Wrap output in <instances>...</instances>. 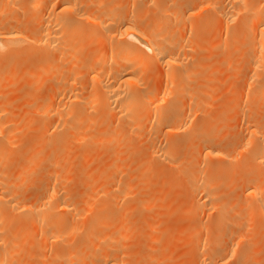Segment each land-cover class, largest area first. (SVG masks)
Masks as SVG:
<instances>
[{
  "label": "rangeland",
  "instance_id": "obj_1",
  "mask_svg": "<svg viewBox=\"0 0 264 264\" xmlns=\"http://www.w3.org/2000/svg\"><path fill=\"white\" fill-rule=\"evenodd\" d=\"M79 1L90 3V2H95L98 0H79ZM102 1L104 3L106 2L105 5L110 6V7L113 6V8H116L117 10H120L119 8L123 6L121 11L123 10L126 11V9H128V7L130 6L129 11H131L130 8L134 9V11L136 10L135 14L133 13L130 14L131 15L130 17L134 18L137 15L136 13H139L138 14L139 20L141 18L140 21H142L140 22V24L142 23L143 27H145V25L149 26V23L151 25L154 20L155 16L152 15V12H154L155 14V11H154L155 8L152 5L153 3L152 2L150 3V1L152 0H149V1L139 0L140 2H138V0L135 2L132 0H102ZM205 1L207 0H175L173 1L174 3L173 2L167 3L166 6L168 7V9L170 7L173 8L175 5H178V4L187 5L190 8L189 11L184 16V21L182 23L180 22L176 24L172 22L170 23L171 30L179 31V33L181 32L183 35V40L185 44L189 46L186 49L187 50L186 58L188 60L186 61L185 66L183 67V70H182L183 74L184 73L186 74L188 72V75L187 76L182 75V77H180V85L182 84V86H184V91L179 96V99L175 101L166 99L162 102H159L156 107L150 106L149 104H146V103L143 104L141 111H137V112L130 114V116L132 115V117L133 115L135 116L133 118L130 116L126 117L122 115L120 117V114L118 113V111L116 112V109L113 108L114 105L112 104H110V106L109 105L104 106L106 104H104L105 102L101 100V98H104V96L103 94H101L98 83H96L95 81L92 82L91 75L87 73V68L92 58L98 55V53L103 52L102 54H108L110 49L115 46V43L112 45L111 40H109V36H107L108 31H106V29L103 31L105 33L104 34L99 28H97L95 24H90L88 21H84L85 19H81V17H79L78 19L79 21L75 20V18L77 19L78 17L74 16L75 17L74 18L72 14L70 15L71 18H69L71 19L69 22L72 21L69 27L70 29L72 28L74 30H70L69 36H68L69 55L67 59L69 60L64 61L65 63L63 62L61 66L64 76L59 77V75H54V76L49 77L48 74L44 72V70L51 65H55L56 64L55 59L54 61H51V59L44 60V58L42 57L43 55L40 57L41 52H38L39 50L37 51V49L35 48L32 49L31 46L30 48L27 46L22 47L23 49L16 51L19 53L14 52V54L10 56H8L9 55L8 54L7 55L8 57L6 56H5L6 58L3 57L4 59L0 58V67H1L0 69L2 70V72L6 71L5 74H7L10 71L9 74L11 76L9 75L8 76L11 77V79L15 80L14 82H10L11 85L9 83L7 84L4 83L1 86L2 88L0 87L1 88L0 98L1 96L2 97L4 96L3 99H5V103H6V104L4 103L3 109L5 110V113L9 114V116L12 118L13 124L16 123L13 126L17 127V131L23 127L22 130H19L17 134H15L14 138L9 143L10 145L9 144L6 145L7 147L5 149V151H7L6 152L7 161L5 162L6 166L4 164V166H2L1 169H3V171L4 169L6 170L9 169L7 171L11 172L15 169H20L19 166H21L22 163H23L22 165L23 167L22 166L21 167L24 168V165L26 164L24 162L28 159L31 160V161L30 160L26 161L28 163L34 161L35 159L37 160L41 159L40 161L38 160L39 162L35 160L36 163H34V165L36 166L38 165L37 168L34 167L35 170L32 169L33 171H30V170L27 171L28 169H23L24 173L22 171V174H23L22 176L26 179V183L23 184V186H20L19 187L20 190L18 189L17 192L21 198H27V197L29 198V197L36 195L37 193H40V191L45 186L50 184L51 182L50 179L52 177L50 178L49 176L47 178V176L50 175L52 170H53L52 173H57V172L60 173V171H62L64 168V172L62 171L63 174L60 173L59 176H57L58 183L60 184L61 187L68 190L69 193L71 192L72 193L71 195L74 196V198H77L78 204L76 205H78L77 207L78 212L81 208H83L82 210H85L84 208L87 209L89 207L88 204L89 205L93 204L92 206L94 205L96 206L97 204L96 201H98V205L101 203L102 206L99 205V207L101 206L102 209H105L104 207L108 206V210L110 211L109 208H112L111 210L112 213H110L111 214L110 216H112L113 218H114V215L115 217L121 215L120 221H122V225L119 227H121L122 231L124 232L122 249L124 250V254H126L127 260L129 261L127 264H204V263H201L202 258H203V251L198 250L197 245L199 242L201 243L202 241H207V240H210L211 242L215 241L214 240L215 235H219V234L224 235L223 236L224 238L221 239L219 242L215 241L217 245L216 250L218 252L223 253L228 246L233 245L235 246V248L232 246L234 249V252H239L240 249L238 248H241L242 250L240 251H243V253L245 252L247 253L248 255L247 261L249 262L246 264H250V262L251 264H255V263L258 264L257 262L259 261L261 262V264L264 263V256H263L264 255L263 254L264 253L263 252L264 251L263 249L264 248V242H263L264 241V231L263 233L261 232L262 230H264L262 229L263 226H261V224L264 222L263 215L261 216L259 213L256 212V209L253 207L254 201L251 200L240 188L241 179L244 177H248V175H250L249 177H251L252 179L254 178V181H257L258 177L259 179H264L263 178L264 177V167L258 166L255 163L253 164L252 162L247 163V161L250 160L249 159L250 154L248 153L249 148L247 147L246 149L245 147L246 150L243 148L244 150L242 149V151H240L241 150L240 149L237 152V154L235 153L236 155L234 159H232L235 162L230 161V160L225 161V160H220V159H219V162H218V159L211 160L213 163L217 161L213 166L217 165L218 167H222L224 169L230 166L229 169L226 168L225 170L221 171L218 175L216 174L214 176L213 178L214 183H215L214 186L216 187V189L215 187L214 189H212V197L215 199L214 201L216 202V204L225 203L224 204L226 205L224 206L225 210H228L227 208L230 207L228 210V212L230 213H226V214L230 215L231 213H233L232 216L228 215V218L230 220L237 217V219L240 221L239 223L241 224L238 227L233 226L231 222L229 221H228V224L227 222H224L221 225H218L216 222L214 224V221H217V218L215 217L217 216V214L210 206H207L206 209L202 208L201 205L197 206L196 208L197 204H195V202L196 200L200 199L201 196H198L199 194H197V196L196 194L195 196L193 195L194 193L192 192L191 185L187 181V175H189L187 174L188 172L190 173L192 171L190 174L192 173L202 174L203 173L202 171H204V168L207 166L206 165L207 163L204 164L205 161L203 162L202 159H200L198 156L195 155L202 146L209 143V144H212L213 147L216 145L215 146L216 148L214 147L215 149H223V148H231L233 146H236L237 144H241L242 142L241 140H243V138L245 137L244 120L250 116L253 119L258 120L260 122H263L264 120V107H263L264 99L254 96V93H255L254 91L256 88L253 89V87L256 86L255 84H257V82L254 84L253 81L247 80L248 69L246 68H248V63H247L248 57L246 54L243 53L245 50V44L239 45L238 50L237 48H235L234 51L229 52L230 53L229 55H225L227 54V51H228L227 45L230 43L229 44L230 48L232 46L231 38H227L228 36L227 28L230 29L234 26H236L237 28L238 27L236 23L237 21L229 23V25L226 26L225 23L222 22L218 16H216V13L214 12L213 9H209L205 6L204 4ZM211 1L215 2V6L218 9L223 8L224 2H225V0H211ZM117 5L121 7H117ZM89 9L90 8L85 9L87 10V13H89ZM42 11H43V8L41 7V9L38 10V13L41 14ZM8 13H10L9 14L10 16L8 14H5L3 15L2 18L17 19L23 24H26L28 27L30 26L31 28L33 27L34 24L30 22L31 20L29 19L30 16L28 14H25L27 15V18H25L26 16L21 13L20 14L17 13L19 16L16 13H12V12H8ZM24 18L27 19L29 23L27 21H24L25 20ZM215 23H218V24H215ZM75 29H78L79 31L78 30L75 31ZM105 35L107 37H105ZM102 41H104L105 43ZM99 42H101L102 44ZM106 45H107V49H106ZM97 47L98 48L101 47V48L98 50ZM221 47H222V50H221ZM78 48L80 49L82 48L83 51L79 50ZM93 49H95V51ZM78 50L83 52V55H81L82 53L79 55ZM239 50L241 52H239ZM223 51L225 52V54H223L224 53ZM90 52L92 55L90 54ZM144 53H147L148 56L152 55V52L150 51V49L147 50V48L144 50ZM240 55L242 56V58H239ZM227 56L230 58V60ZM244 57H246V60H244L245 59ZM241 61L243 62V64ZM82 64H83V67H82ZM44 66L46 68L42 69ZM71 66L72 68H70ZM7 67L9 69H7ZM160 70L161 69L159 65L154 64V65L149 66L148 70L144 72L145 75L143 74V76L140 77V81L143 80L144 82H139L142 84V86H140L139 89L137 90L138 94L140 95L146 94L148 92L147 90H149L148 87L151 83H154L152 84V86H155V87L158 86L159 90L161 91L162 90L164 91L166 87H171V89H174L173 88L174 86H171L172 84L167 83L163 78L160 77L159 75ZM68 71L69 72L71 71V72L67 73ZM61 77L67 78L72 84L71 85L70 83H68V85L70 84L69 86L64 85V88L61 89V92L63 93L64 89H67L65 90L64 93H66V96H67L69 95V92H70L69 96L71 97V100H72V96L74 95L75 91H76L75 94L76 95L78 94L77 96H79L78 99L74 100V104L72 106H71L72 102L70 103L68 102L67 105H69V107L66 106L67 109L74 110L73 111L74 113L78 112V114H81L80 117L82 116L83 113H85V115L83 114V117L81 119L83 120L84 118L85 125H87L86 123L87 121L89 122L88 123L90 127L89 129L91 130L89 129H86V131L82 130V133H81V130H78V131L75 130V134L73 131L72 133L71 132L67 133L65 132L63 128L61 130L58 127L59 124L56 123L57 122L56 119L45 118L46 120L43 121L42 117L38 113H35L34 116L32 115L34 112H36V109L38 107L37 105L40 99L44 98L46 93H50L48 90H50V88H52L53 86H56L55 85L56 82L59 83V80L61 79ZM48 78L50 79V81ZM24 79L26 80V82H24L25 81ZM40 79L42 81L38 82V80ZM72 79L75 85L74 83H72L73 82ZM19 81H22V82L19 83ZM43 82L48 83V84H44ZM27 83L29 85H27ZM36 83H41V84L43 83L44 86L42 85V87L36 88ZM259 83L257 84L258 86H259ZM252 84L254 86H252ZM244 87L246 89H244ZM98 90L100 93L98 92ZM251 93H253L252 94L253 96L251 95ZM238 95H239V98H238ZM52 96L54 95L52 94ZM94 97L96 99H94ZM98 98L100 99V101H98ZM87 99L89 102L87 101ZM249 99L252 100L251 103H249L250 101ZM53 101L54 103L57 102V96L53 98ZM86 101L88 102V104ZM253 101H255L254 102L255 104L253 103ZM176 105L178 106L176 107ZM107 107H108V111L110 107L112 111L108 112L106 109ZM178 107H181L182 109ZM79 108L80 110H77ZM81 108L84 110L82 111ZM154 108L155 109L158 108L157 110H159L164 115V117H167L168 115H170L173 112L174 108H178V110L181 109L182 112L181 110L179 111L181 112V114L184 115L181 121V124L186 128H184L183 131H181L177 136L176 135L173 136L175 139V140L173 139L175 143L174 163L167 162L166 164L165 161L160 162V160H159L160 163L157 162L156 161L157 159L155 160L153 159L151 155H149L150 147L152 144L151 140L147 138L146 136H143L142 134H140L141 136H139V134L137 133L138 131L137 132L134 131L135 133L130 132L129 128L131 127L136 128L139 123L143 126H148V125L150 126V124H147V123H151L148 117H150V115L152 116L153 110H155ZM74 113L71 115L69 120L75 119L74 116H76L77 113L75 114ZM36 114L39 115L40 118H38ZM29 115L32 117H30ZM28 117L31 119L30 121ZM128 119H131V120L133 119L132 120L133 122L130 120V123H129ZM96 122L99 124V128L98 126L96 127L97 125ZM144 123L147 125H145ZM160 123H163V125L165 124L163 121H160L158 123L152 122L153 125L151 124V126L152 127L156 126L157 128L160 126L159 125ZM94 124L95 126H93ZM110 124H112V126ZM100 125H102L103 127H101ZM104 125L106 128L104 127ZM39 126L42 128L38 129ZM93 127H94V132L92 131ZM192 128L194 130L196 129L195 132L192 130ZM105 129H107V131L109 132H107ZM118 129H122V131L125 130L123 131L125 132V135H126V137H124V142L123 143L121 142V144L117 142L116 140H112L108 142L107 138L113 135ZM44 130H46L47 132ZM39 132L42 134H40ZM98 132L100 133V135ZM46 133L47 135H45ZM66 133L68 134L67 136H66ZM95 133H97V135ZM80 135H82L83 139L84 138L87 139L86 142L82 140L83 144L82 142L79 141V139H77V137ZM55 136H57L56 137L57 139H55ZM65 138L67 139V141ZM126 138L129 139L128 142ZM206 138L208 139L206 140ZM69 139H71L70 142H69ZM38 140L39 141L42 140V141L39 142ZM55 140H57L58 142L62 140L65 147L63 145L62 146L59 145L63 143H58ZM217 140L218 142H216ZM51 141L53 142V145ZM76 141H79L80 144L79 142H76ZM185 141H189V143L188 142L186 143ZM226 141L227 143H225ZM42 143L44 144L43 148H44L45 154L42 151L43 150V148L41 147L43 145ZM40 144L42 145L39 146L37 149V146ZM56 144H58L59 146ZM120 145L124 148L123 149L122 147L119 148ZM221 145L223 146L221 147ZM66 146H69V147H66ZM116 146H118V150ZM53 147L55 148L62 147L61 154L62 153L65 154L63 155L64 158H61L65 160H63V162H59L61 160L60 159L58 161L60 165L58 163L56 164V166L58 167H55L51 164V162L54 160L55 155L60 154L59 150L57 148L54 149ZM126 147L127 149H125ZM53 150L57 151L58 153L54 152ZM64 150H67V151H64ZM117 151H120L118 157L116 156ZM192 152L193 153L195 152V154H193ZM239 152L242 155H240ZM8 154L10 158H8ZM60 156L62 157V155ZM43 157L45 158L46 161L43 160ZM195 157L197 158L195 159ZM87 158L89 160H87ZM236 158L239 161L238 160L236 161ZM240 159H242V162L240 161ZM245 160H246V163L248 164L247 165L248 167L243 168L242 165L244 164ZM64 161H66V163L69 162L68 163L69 167ZM45 162L48 164H46ZM49 163L52 166H50ZM226 164H228V166ZM240 164L242 166L241 167V169L243 170L242 172H240V169H238V166H236ZM250 164L253 166L251 167ZM100 165L101 167H98ZM102 165H103V168H102ZM190 165H192V168L189 167ZM178 166H180V168H177ZM181 166L186 168V170L182 168ZM16 167H19V168H16ZM123 167L124 168L126 167V168L123 169ZM192 169H194V171ZM197 169L198 171H196ZM234 169H236L237 172ZM54 170H56V172H54ZM65 170H69V173H67V171ZM115 170H117L118 172ZM226 170H228L229 172ZM254 171L256 172L255 175L257 176V178H255L256 176L252 174ZM98 172L99 173L104 172V173H102L101 175L100 174L98 175L97 174ZM108 172L112 174H109ZM205 172H206V169L204 173L202 174V176H205ZM261 175H263V177ZM10 179H12V177ZM86 179L88 180L86 181ZM129 179L131 180L129 181L128 187H126L127 189L126 190L122 186L123 185L125 186L126 182ZM237 179L239 180L238 182H237ZM111 180L120 182L118 184L119 186L116 187V189L110 186ZM229 180L231 184H229L230 183ZM40 181L42 183H40ZM66 184H68V186H66ZM90 184L92 186H90ZM99 185H101V187H99ZM98 187L100 189H98V192H96L97 191L96 188ZM122 188L125 190V191L124 190L122 191L124 192L127 191L125 195H122L120 193ZM104 189L106 193L108 192L107 194L106 193L98 194L101 190H104ZM189 193L192 194L190 195L194 198V200H192L193 198L190 197ZM91 194L92 196L94 195L93 198L91 197ZM220 194H221V198L218 197L220 196ZM124 196L125 198H122ZM232 196H234V198H232ZM236 196H238V198ZM117 197L120 199L118 200ZM150 197L155 200L151 201ZM187 197H188V200H187ZM97 198H100V203H99V199ZM110 198H112L113 202L110 200ZM226 198L229 200H227ZM79 201L81 203L82 202H85V203L80 204ZM93 201L94 203H92ZM236 201L237 203H235ZM118 202L120 204H118ZM233 203H235L234 206H232ZM192 204L194 208L190 207ZM248 204H250L251 206L249 207L250 211H248L249 210ZM127 205L129 206L128 208L129 210L126 208ZM131 205H133V207ZM115 206H118V207L114 208ZM122 206L123 208L126 206L125 208L127 209V211L126 209L121 208ZM240 206L241 208H239ZM245 207L246 209L244 210ZM188 208H190L193 213H194L193 209L195 210L196 212L195 216L187 213L186 210ZM234 208L236 209L239 208V209L236 210ZM190 209H188V212H190L189 211ZM122 211H124V213L126 214L123 215ZM184 211L186 212L184 213ZM198 211H199V215H198ZM246 211L248 212V214ZM82 213L83 211L80 214ZM187 215L189 216L192 215L193 217L192 216H191L192 218L189 216L187 217ZM200 215L202 216V218ZM12 216L14 215H11L10 218ZM86 217L88 216L83 215V216H78V218L76 217V219H78L77 220L78 223H80L79 225H80L81 230L80 229L79 230L82 236L84 232H86L85 231L86 226H88V224L92 222L91 219H89L90 217L88 218ZM11 219H13V217ZM17 219L18 217L16 218L15 216L14 221ZM79 219L81 222L79 221ZM261 219H262V223H261ZM242 220H244V222ZM201 221L204 223L202 224ZM19 222H20V217H19ZM24 222L22 221V223L20 222L21 224L19 223V225H21V227H19L21 231L23 228L22 224H24ZM259 227H260V232L258 231ZM199 228L201 231H199ZM234 228L237 230H235ZM194 229L195 230L197 229V231L194 232ZM235 231H236V235L241 234V233L243 235L242 242L237 243V245L235 244L236 242L233 243V241H235L234 240ZM78 233L79 232H77V234ZM80 234H78L77 236H73L72 238L74 239L70 238L69 240H67V244L71 243L69 244L71 246L68 245L69 248L74 246V244L75 246L78 244V242L82 238ZM35 237H36V240L38 239V241L42 242L41 239L43 237L41 235H40V240H39V236L36 235ZM73 240H75V242ZM35 241L32 240L31 243L23 244V246H26L27 250H25V247L23 246H22V249L20 248L21 249L20 251H24L23 252L24 257L21 256V258L19 259L20 264H32L33 263L32 260L34 258L32 257H31L32 259L29 258L30 256L27 254L29 252L32 254L36 252L40 242L37 243L36 241L35 243ZM222 241L225 244L222 243ZM160 245L162 248L159 247ZM257 245L259 248H257ZM29 247L31 248L30 249L31 251L29 250ZM53 247H54L53 244L49 243V244L42 245L40 247L41 249L39 248L41 250V253L42 254L44 253L45 257H47L45 259H48V257L50 258V255H52L50 253ZM33 248L35 249L33 250ZM249 250L251 252H248ZM25 251H27L28 253L26 254ZM252 252H255V253L257 252V253L254 255L252 254ZM24 253L28 256L29 260L31 259L30 262H28L29 260L25 259ZM115 253L116 252L114 251L113 252L109 251L107 255L112 256ZM249 253H251L250 257H249ZM166 256H168L167 260L168 258L170 260L168 261V263H167V260L164 261V257L166 258ZM139 258L140 260H138ZM15 260H14L15 263L13 262V264L19 263L17 259ZM24 260H27V261H24ZM34 263H38V262L36 261ZM220 264H232V263H231V260H225L221 262Z\"/></svg>",
  "mask_w": 264,
  "mask_h": 264
},
{
  "label": "bare ground",
  "instance_id": "obj_2",
  "mask_svg": "<svg viewBox=\"0 0 264 264\" xmlns=\"http://www.w3.org/2000/svg\"><path fill=\"white\" fill-rule=\"evenodd\" d=\"M132 1L135 2L137 0H132ZM173 1H175V0H152V1H150V3L151 2L153 3L152 5L155 8V10H154L155 14H154V12H152V15L155 17H154L153 22L151 21L152 22L151 25H150V23H149V26L144 24L145 27H143L142 23L140 24V22H142V21H140L141 18L139 20V16H138L139 13H136L137 15L134 18L130 17L131 16L130 14H132V13L135 14V11H136V10L134 11V9H132V8H130L131 11H129L130 6L128 7V9H126V11H124V10L121 11L123 6L121 7V6L117 5V7H121V8H119L120 10H117L116 8H113V6L110 7V6L105 5L106 2L104 3L102 0H98V1L90 2V3L79 1V0H0V58H3V57L6 58V57L14 54V52L23 49L22 47L27 46L30 48V46H31L32 49L35 48V49H37V51L39 50L38 52H41L40 57L43 55L42 57L44 58V60L45 59L46 60L51 59V61H54V59H55V62H56L55 65H51L47 68L44 66L42 68V69L46 68L44 70V72H46L49 77L54 76V75H59V77L64 76L61 66H62V63L64 61L69 60V59H67L68 55H69V50H68L69 39H68V36H69V31L74 30L72 28L70 29V27H69L71 25L70 23L72 22V21L69 22L71 20L69 18H71V16H70L71 14L73 15V17L74 16L78 17L77 19L74 17L75 20H78L79 17H81V19H85L84 21H88L90 24H95L97 26V28H99L102 31V33H104L103 31L106 29V31H108L107 36H109V40H111L112 45L115 43V46L110 49L108 54H102L103 52L98 53V55H96L92 58L91 62L89 61L90 64L88 65L87 73L89 75H91L92 82L95 81L96 83H98L101 94H103V96H104V98H101V100H103V102H105L104 104H106L104 106H108V105L110 106V104H112V105H114L113 108L116 109V112L118 111V113L120 114V117H121V115L128 117V116H130V114H132L134 112L141 111L142 105L145 103L149 104L150 106L156 107L159 102H162L166 99L167 100L168 99L174 100V101L178 100L179 96L184 91V86H182V84L180 85V77H182V75L183 76L188 75V72L186 74L185 73L183 74L182 70H183V67L185 66L186 61L188 60L186 58V54H187L186 49L189 46L187 44H185V42L183 40V35L181 32L179 33V31H174V30L172 31L171 30V28H170L171 24L170 23L171 22L175 23V24L179 23V22L182 23L184 21V16L186 15V13L189 11L190 8L187 5L178 4V5H175L173 8L170 7L168 9V7L166 6L167 3L173 2ZM138 2H140V1L138 0ZM204 4L207 8L213 9L214 12L216 13V16H218L220 18V20L225 23L226 26H228L229 23L237 21L236 22L237 26H238L237 28H236V26H234L230 29L226 27L227 28V34H228L227 38H231V40H232L231 45L232 46L230 48V46H229L230 43L229 44L227 43L228 44L227 45V48H228L227 54H225L224 51H223L224 52L223 54L229 55L230 54L229 52L234 51L235 48H237V50H238L239 45L245 44V50L243 53L246 54L248 57V62L246 61L248 63V68H246V69H248V77L246 76L247 80L253 81L254 84L256 82H257V84L260 82L259 86L257 84H255L256 86H254L252 84V86H254L253 89L256 88L254 91L255 92L254 96H257L258 98L260 97L261 99L262 98L264 99V0H225L224 6L221 9L216 8L215 2L211 1V0L205 1ZM147 5H148V3H147ZM126 6H128V5H126ZM41 7L43 8V11L41 14H39L38 10L41 9ZM86 8H90L89 13H87V10H85ZM8 12H12V13H16V14L21 13L24 15L28 14L30 16V17L28 16L29 19L31 20L30 22H32V24H34L33 27L32 28H31V26L28 27L26 24H23L22 22L18 21L17 19L2 18L3 15H5V14L9 15L10 13H8ZM12 13H11V15H12ZM144 13H146V12H144ZM25 16H26L25 18H27V15H25ZM15 18H17V17H15ZM24 21H27L29 23V21L27 19H25ZM215 24H218V23H215ZM76 30H78V29H75V31ZM75 31H74V33H75ZM107 36L105 35V37H107ZM221 40H220V42H221ZM104 41H102V42H104ZM227 41H228V39H227ZM99 43H101V42H99ZM99 43H97V44H99ZM97 46H99V45H97ZM214 46H215V44H214ZM100 48H98V50ZM142 48L143 49L147 48V50L150 49V51L152 52V55L148 56L147 53H144L145 49L143 50ZM78 49L83 51L82 48L81 49L78 48ZM95 49H93V50L95 51ZM106 49H107V45H106ZM221 50H222V47H221ZM239 52H241V51L239 50ZM16 53H19V52H16ZM78 54L83 55V52L79 51ZM90 54H91V52H90ZM9 58H11V57H9ZM43 58H41V59H43ZM239 58H242V56L240 55ZM244 58H245L244 60H246V57H244ZM229 60H230V58H229ZM41 61H43V60H41ZM77 62H79V61H77ZM154 64L160 66V69H161L159 71L160 77L163 78L167 83L172 84L171 86H174L173 87L174 89H171V87H166L165 89L163 88L164 91L162 90L163 91L162 92L161 90H159L158 86L157 87L152 86V84H154V83H151L150 85L148 84L149 85V87H148L149 90H147L148 92L144 95H140V94H138L137 90L139 89L140 86H142V84L139 82H144L143 80L140 81V77H142L143 74L145 75L144 72L146 70H148L149 66L154 65ZM242 64H243V62H242ZM239 65H240V63H239ZM72 66L70 68H72ZM82 67H83V64H82ZM77 68H79V67H77ZM7 69H9V68L7 67ZM5 72L4 71L2 72V70L0 69V87L4 83L10 84V82L15 81V80L11 79V77H9V76H11L9 74L10 71L7 74H5ZM70 72L68 71L67 73H70ZM242 76H243V74H242ZM68 78H69V76H68ZM46 79H47V77H46ZM74 79H76V78H74ZM22 81H19V83H21ZM39 81H42V80L40 79V80H38V82ZM49 81H50V79H49ZM72 81H73V79H72ZM24 82H26V80ZM43 83L48 84L45 82H43ZM43 83L42 84L36 83V88L42 87ZM68 83H70V81L67 78L61 77V79L59 80V83L56 82V84H55L56 86H53V87L51 86L52 88H50V90H52V91L48 90L50 93H46L45 97L40 99V101L37 105L38 107L36 109V112H34V113L32 112L33 114L32 113L31 114L34 116L35 113H38L42 117L43 121L46 120L45 118L56 119V121H57L56 123L59 124L58 127L61 130L63 128L65 130V132H67V133H70V132L72 133V131H73L75 134V130L76 131L81 130V133H82V130L86 131V129L90 128L89 124H88L89 122L87 121L86 122L87 125H85L84 124V118H83V120L81 119L83 117V114L85 115V113H83L82 116L80 117L81 114H78V112H75L77 114H76V116H74L75 117L74 120L73 119L69 120L71 115L74 113L73 112L74 110L67 109V107H69V105H67V104H68V102L69 103L72 102V104H71V106H72L74 104V100L78 99L79 96H77L78 94L77 95L75 94L76 91L74 90L75 92H74V95L72 96V100H71V97L69 96L70 92H69V95H67V96H66V93H64L65 90H67V89H64L63 93L61 92V89L64 88V85L69 86L71 84L70 83L68 85ZM72 83H74V81ZM27 85H29V84L27 83ZM74 85H75V83H74ZM257 86H258V88H257ZM1 88H0V90H1ZM244 89H246V88L244 87ZM45 91H47V90H45ZM98 92H99V90H98ZM251 92H252V90H251ZM52 94L54 96H52ZM252 94L253 93H251V95ZM55 96H57V102L56 103H54V101H53V98ZM3 97L1 96V98H0V264H13L15 259H17L19 262V259L21 258V256L24 257L23 256L24 251H20L22 249L23 244L31 243L32 240L35 241L36 235L39 236V240H40V235L43 237V238L41 237L42 242L38 241V239L36 240L37 243H39V242L41 243V244L39 243L40 246L38 245L36 252H34L33 254L29 252L30 253L29 254L27 251H25V253L26 254L28 253L27 255L30 256L29 258L32 257L35 259V260L33 259L34 261L32 260V262H33L32 264H127L129 261L127 260L126 254H124V250L122 249L124 232L122 231L121 227H119L122 225V221H120L121 215L118 214L119 216H117V217H115V215H114V218L112 216H110L111 215L110 213H112V211H111L112 208H109L111 212L108 210V206L104 207L105 209H102V207H101L102 205L100 203V198H97V199H99V203H100L99 205H101L100 207L98 205V201H96V203H97V204L95 203L96 206L95 205L92 206L93 204L92 205L88 204L89 207L87 209L84 208L85 210H82L83 208H81L80 210H82L83 213L80 214L82 211L79 210L80 213L78 212V209H77L78 205H76V204H78L77 198H74V196L71 195L72 194L71 192L69 193L68 190L61 187L60 184L58 183V179H57L58 177L57 176H59L60 173L63 174L64 168L62 170L63 172L59 170L60 173H58V172L52 173L53 172V170H52L50 175L47 176V178L49 176H50V178L52 177L50 179L51 180L50 184L45 186L40 191V193H37L36 195L29 197V198L28 197L27 198H21L18 195L17 190L19 189L20 186H23V184L26 183V179L22 176L23 175L22 174L23 169H28L27 171L35 170V168H37L38 165L36 166V165H34V163H36V161H38L39 159L38 160L35 159L36 161L34 160L32 162H29V163L26 161H29L30 159H28L26 161L24 160L25 161L24 163H26L24 165V168H22L23 167L22 166L23 163H22V165H21L22 167L19 166L20 169L14 168L15 170H13L11 172L7 171L9 169H7V170L4 169V171H3V169H1L2 166H4L5 162L7 161V158H6L7 157L6 156L7 151H5V149L7 148L6 145H8L10 143V141L14 138L15 134H17V132L19 130H22V128H23L22 127L17 131V127L13 126L16 123L13 124L12 118L9 116V114H6L5 110L3 109V107H4L3 105L5 103V99H3ZM238 98H239V95H238ZM88 99H90V98H88ZM88 99H87V101H88ZM94 99H96V98L94 97ZM37 100H38V98H37ZM98 101H100L99 98H98ZM88 102H87V104H88ZM251 102H252V100L249 101V103H251ZM254 102L255 101H253V103ZM249 103H248V105H249ZM177 106L178 105H176V107ZM250 106H251V104H250ZM86 107H87V105H86ZM111 107L109 108L110 112L112 111ZM185 107H183V108H185ZM263 107H264V105H263ZM178 108H181V107H178ZM178 108H174L173 112L170 115H168L167 117H164V115L159 110H157L158 108H156V109L154 108L155 110H153L152 116L150 115V117H148V119H149V121H151V123H147V124H150V126L149 125L143 126L139 123L138 125L136 124L137 125V127L135 126L136 128H133V127L129 128L130 132H134V131L137 132L138 131L137 133L139 134V136H141L140 134H142L143 136H146L147 138H149L151 140L152 144L150 147V152H149L150 154L149 153L148 154L151 155L153 157V159H155V160L157 159L156 160L157 162H159V160H160V162L165 161L166 164H167V162L168 163H174L175 143L173 141V139H174L173 136H175V135L177 136L181 131H183L184 128H186L181 124V121L184 117V115L181 114L182 108L179 109V110H181V112L178 110ZM106 109L108 111V107ZM77 110H80V108ZM81 110L83 111L84 109L81 108ZM113 111H115V110H113ZM39 115H37L38 118H40ZM27 116H28V114H27ZM30 117H32V116H30ZM130 117H132V115ZM133 117H135V116L133 115ZM28 119H29V121L31 120L29 117H28ZM240 119H242V118H240ZM130 120L131 119H128L129 123H130ZM160 121H163L165 124L163 125V123H160L159 124L160 126L157 128H156V126H154L155 128L151 126L152 122L158 123ZM47 122H49V121H47ZM92 122H94V121H92ZM138 122H140V121H138ZM241 123H242V121H241ZM147 124H145V125H147ZM110 125L112 126V124H110ZM93 126H95V124ZM97 126L99 128L98 123H97L96 127ZM100 126L103 127L102 125H100ZM244 126H245V137L243 138V140H241L242 141L241 144H237L236 146H233L231 148L215 149L216 145L214 146L215 147L214 148L212 146V144L207 143L200 148V150L197 152L198 155H197V153L195 154V152L194 153L192 152L193 154L198 156L200 159H202L203 162L205 161L204 164L207 163L206 164L207 166L204 168V171L206 169V172H205V176H202L204 171H202L203 172L202 174H200V173L190 174L192 171L190 173L188 172L187 174H189V175H187V181L191 185L192 192L194 193L193 195L195 196V194H196V196H197V194H199L198 196H201V198L196 200V202H195V204H197L196 208H197V206H200V205L202 208H205V209L207 208V206H210L216 212L217 216H215V217L217 218V221H214V224H215V222L218 225H221L224 222H227V224H228V221H229L235 227L236 226L238 227L239 225H241L239 223L240 221L237 219V217L233 218L235 215L232 217L233 218L232 220H230L228 218L229 214L227 215L226 213H230V212H228L230 207L227 208L228 210H225V207H224V206H226V205H224L225 203L224 204L223 203H220V204L217 203L216 204V202L214 201L215 199L212 197V189H214V187H215L214 186L215 183H214V179H213L214 176L216 174L218 175L221 171L225 170L226 168L229 169L230 166L226 167L225 169L222 167H218L217 165L213 166L217 161L215 163H213L211 160H213V159L217 160L218 159V162H219V159L225 160V161L226 160L233 161L232 159H234L235 155L237 154V152L240 149H241L240 151H242L243 148L245 149V147H246V149H247V147H248L249 148L248 153L250 154L249 155L250 160H248L247 163L252 162L253 164L255 163L258 166L264 167V120H263V122H260L258 120L253 119L250 116L244 120ZM104 127H105V125H104ZM204 127H206V126H204ZM208 127H210V126H208ZM40 128H42V127L39 126L38 129H40ZM113 128H114V126H113ZM117 128H118V126H117ZM52 129H54V128H52ZM47 130H49V129H47ZM89 130H91V129H89ZM105 130L107 131V129H105ZM192 130L195 132L196 129L194 130L192 128ZM38 131H36V132H38ZM44 131H46V130H44ZM92 131L94 132V127H93ZM123 131H125V130H123ZM123 131H122V129H118L115 133L113 132L114 134L111 135L110 137H108L107 141L109 142L112 140H116L120 144H121V142L123 143L124 137H126L125 132H123ZM101 132H103V131H101ZM107 132H109V131H107ZM188 132H190V131H188ZM67 133H66V136L68 135ZM40 134H42V133H40ZM95 134L97 135V133H95ZM241 134H243V133H241ZM45 135H47V133ZM55 135H56V133H55ZM99 135H100V133H99ZM108 135H110V134H108ZM56 137L57 136H55V139H57ZM179 138H181V137H179ZM188 138H189V136H188ZM77 139H79L80 142H82V140H84L85 142L87 141L86 138L83 139L82 135L78 136ZM207 139L208 138H206V140ZM70 140L71 139H69V142H70ZM126 140L128 142L129 139L126 138ZM41 141H39V142H41ZM55 141H57V140H55ZM66 141H67V139H66ZM79 141H76V142H79ZM181 141H182V139H181ZM80 142H79V144H80ZM185 142L189 143V141H185ZM216 142H218V140ZM51 143L53 145L52 141H51ZM58 143H63V142L61 140ZM225 143H227V141ZM235 143H237V142H235ZM42 144L38 145L37 149ZM82 144H83V142H82ZM179 144H181V143H179ZM56 145H58V144H56ZM59 145L64 146V143L59 144ZM66 145H67V143H66ZM238 145H240V146H238ZM43 146H44V144L41 147L43 148ZM222 146L223 145H221V147ZM66 147H69V146H66ZM116 147L118 150V146H116ZM120 147H122V146L120 145L119 148ZM131 147H132V145H131ZM131 147H129V148H131ZM53 148L54 149L57 148L59 150L60 154L55 155L54 160L51 162V164L55 167H58V166H56V164L58 163L60 165L59 162H63V160H65V159H61V158H64L63 155H65V154H63V153L61 154L62 147H56V148L53 147ZM123 148L124 147H122V149ZM63 149H65V148H63ZM125 149H127V147ZM67 150H64V151H67ZM42 151L44 152V148ZM53 151L57 152L55 150H53ZM119 153H120V151L116 152L117 157L119 156ZM44 154H45V152H44ZM239 154H240V152H239ZM30 155H31V153H30ZM60 155H62V157ZM240 155H242V154H240ZM8 158H10L9 154H8ZM88 158H87V160H89ZM196 158L197 157H195V159ZM43 160H45L44 157H43ZM237 160L238 159L236 158V161ZM240 161L242 162V159H240ZM64 162L66 163V161H64ZM233 162H235V161H233ZM68 163H66V164L69 167ZM159 163H158V165H159ZM247 163L245 160L244 161L245 165L244 164L242 165L243 168L248 167ZM46 164H48V163H46ZM241 164L236 165V166H238V169H240V172L243 171L241 169V167H242ZM49 165H50V163H49ZM52 165H50V166H52ZM198 165H200V164H198ZM226 165L228 166V164H226ZM5 166H6V164H5ZM63 166H64V164H63ZM250 166L252 167L253 165L250 164ZM19 167H16V168H19ZM55 167H53V168H55ZM98 167H101V165ZM189 167L192 168V165H190ZM193 167H195V166H193ZM102 168H103V165H102ZM104 168H106V167H104ZM125 168L123 167V169H125ZM158 168H159V166H158ZM177 168H180V166H178ZM182 168H184V167H182ZM199 168H200V166H199ZM184 169L186 170V168H184ZM117 170H118V168H117ZM117 170H115V171H117ZM192 170L194 171V169H192ZM234 170L236 171V169H234ZM65 171H67V173H69V170H65ZM196 171H198V169ZM226 171H228V170H226ZM231 171H232V169H231ZM235 171H233V172H235ZM261 171H263V170H261ZM54 172H56V170H54ZM112 172H114V171H112ZM254 172L252 173L253 175L256 174V172L255 173ZM23 173H24V171H23ZM25 173H27V172H25ZM102 173H104V172H101V173L98 172L97 174L101 175ZM243 173H245V172H243ZM250 173H251V171H250ZM70 174H69V176H70ZM109 174H112V173H109ZM240 175H241V173H240ZM63 176H65V175H63ZM249 176L250 175H248V177H244L241 179L240 188L251 200L254 201L253 207L256 209L257 213H259L261 216L263 215V221H264V179H259V177H258L257 181H254V178L252 179ZM261 176L263 177V175H261ZM11 177H12V179H10ZM43 177H44V175H43ZM109 177H110V175H109ZM255 178H257V176ZM98 179H100V178H98ZM103 179H101V180H103ZM131 179H129L126 182L125 186L123 185L122 187L126 189V187H128V185H129V181ZM134 179H136V178H134ZM238 179H239V177H238ZM238 179H237V182L239 181ZM59 180H61V179H59ZM62 180H64V179H62ZM87 180L88 179H86V181ZM41 181H40V183H42ZM45 182H46V180H45ZM229 182H230V180H229ZM109 183H110V181H109ZM119 183H120L119 181L117 182V181L111 180L110 186L112 188L116 189V187L119 186L118 185ZM64 184H65V182H64ZM229 184H231V182ZM102 185H104V184H102ZM66 186H68V184H66ZM87 186H89V185H87ZM90 186H92V185L90 184ZM107 186H108V184H107ZM221 186H223V185H221ZM99 187H101V185H99ZM99 187L96 188L97 189L96 192H98V189H100ZM227 187H229V186H227ZM123 188L121 189L120 193L122 195H125V193L127 191L124 192L125 190ZM215 189H216V187H215ZM21 190H22V188H21ZM122 190H124V191H122ZM111 191H113V190H111ZM88 192H89V190H88ZM91 192H93V191H91ZM109 192H110V190H109ZM100 193L105 194L106 193L105 189L101 190L98 194H100ZM235 193H236V191H235ZM92 194H91V197L93 198L94 195L92 196ZM121 194H120V196H121ZM190 194L191 193H189V195ZM191 195H190V197H192ZM188 197H187V200H188ZM218 197L221 198V194ZM236 197L238 198V196H236ZM122 198H125V196ZM232 198H234V196H232ZM89 199H90V197H89ZM119 199L120 198H118V200ZM110 200L112 201V198H110ZM152 200H155V199L151 198V201ZM192 200H194V198ZM227 200H229V199H227ZM119 202H118V204H120ZM239 202H241V201H239ZM79 203L83 204L85 202L81 203L79 201ZM92 203H94V201ZM235 203H237V201ZM235 203H233L232 206H234ZM248 205H249L248 208L251 207L250 204H248ZM118 206H115L114 208H116ZM131 206L133 207V205H131ZM246 206H247V204H246ZM125 207L123 208V206H122L121 208H123V209L129 208L128 205L126 208ZM190 207H193V204ZM239 208H241V206ZM239 208H237V209H239ZM127 209H126V211H127ZM188 209H190V208H188ZM188 209L186 210L187 213L195 216V213H196L195 210L193 209V211H194V213H193L191 211V209L189 210L190 212H188ZM205 209H203V210H205ZM234 209H236V208H234ZM245 209H246V207L244 208V210ZM186 211H184V213ZM248 211H250V208ZM122 213H123V215L126 214V213H124V211H122ZM115 214H117V213H115ZM232 214L233 213H231L230 215L232 216ZM247 214H248V212H247ZM11 215H14V216H12L13 219H11L12 217L10 218ZM83 215L90 217L89 219H91L92 222L90 224H88V226H86V230H85L86 232H84V234L82 236L80 234L81 233L80 232L81 229H80V225H79L80 223H78V221H77L78 219H76V217L78 218V216H83ZM198 215H199V211H198ZM15 216H16V218L18 217V219H17L18 221L17 220L14 221ZM188 216L189 215H187V217ZM191 216H189V217H191ZM19 217H20L21 223H22V221L24 222V220H25V222H24L25 225L22 224V227H23L22 231H21V229H19V227H21V225H19V223H20ZM88 217H86V218H88ZM201 218H202V216H201ZM259 218H260V216H259ZM214 220H215V218H214ZM79 221H80V219H79ZM242 221L244 222V220H242ZM17 223L19 226L17 225ZM119 223H121V224H119ZM203 223L204 222H202V224ZM261 223H262V219H261ZM259 225H260V223H259ZM259 225H257V226H259ZM233 226H231V227H233ZM261 226L264 227V222L261 224ZM223 227H225V226H223ZM263 227H262V229H264ZM245 229H246V227H245ZM222 230H224V229H222ZM235 230H237V229H235ZM195 231H197V229L196 230L194 229V232ZM199 231H201L200 228H199ZM258 231L260 232V227H259ZM263 231L264 230H262L261 232L263 233ZM77 232H79L78 234H80L82 236L81 240L77 237L81 242L79 241L76 246L74 244V246L69 248V246H71L69 244H71V243L67 244V240H69L73 236H77L78 235ZM221 232H219V233H221ZM223 236L224 235L219 234V235H215V237L214 236L213 237H214L215 241L219 242L221 239L224 238ZM34 237H35V239H34ZM242 238H243L242 233L236 235V231H235L234 232V240L235 241H233V243L236 242L235 244L237 245V243L242 242ZM72 239H74V238H72ZM36 241H35V243H36ZM73 241L75 242V240H73ZM215 241L211 242L210 240H207V241H202L201 243L200 242L198 243L197 249L200 251H203V258H202L201 263H204V264H220L221 262H223L225 260H231L232 264H246L249 262V261H247V259H248L247 253L246 252L243 253V251H240V250H242L241 248H238V249H240L239 252H234L233 247L235 248V246H233V245L228 246L223 253L218 252L216 250L217 245H216ZM70 242H72V241H70ZM49 243L53 244L54 247L51 250L50 254H52V255H50V258L48 257V259H45L47 257H45L44 253L43 254L41 253L40 247L42 245L49 244ZM222 243H224V242L222 241ZM245 244H246V242H245ZM31 246H32V244H31ZM23 247H25V250H27L26 246H23ZM30 247H29V250L31 249ZM159 247L162 248L161 245ZM257 248H259L258 245H257ZM34 249L35 248H33V250ZM258 250H260V249H258ZM107 251H108V253H109V251H111V252L114 251L116 253L114 255L111 254L112 256H110V255H107L108 254ZM167 251H168V249H167ZM235 251H237V250H235ZM248 252H251V251L249 250ZM256 253L252 252V254H254V255ZM26 254H25V259L29 260V258ZM250 254L251 253H249V257H250ZM26 256H27V258H26ZM130 257H132V256H130ZM167 257L168 256H166V258L164 257V261L167 260ZM27 260H24V261H27ZM30 260L28 262H30ZM138 260H140V258ZM36 261L38 263H34ZM168 261H170L169 258L167 260V263H168ZM199 262H200V260H199ZM259 262H257V263L261 264V262L260 263ZM252 263H253V261H252ZM16 264H20V262L16 263ZM250 264H251V262H250Z\"/></svg>",
  "mask_w": 264,
  "mask_h": 264
}]
</instances>
